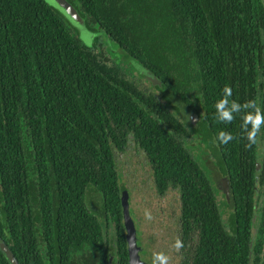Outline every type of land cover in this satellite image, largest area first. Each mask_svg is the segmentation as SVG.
<instances>
[{"label": "trees", "instance_id": "1", "mask_svg": "<svg viewBox=\"0 0 264 264\" xmlns=\"http://www.w3.org/2000/svg\"><path fill=\"white\" fill-rule=\"evenodd\" d=\"M66 1L120 62L82 47L42 0H0V238L14 257L0 249V264H129L113 157L129 137L156 193L177 191L179 228L202 222L190 264H264L259 236L249 248L244 214L258 180L264 200V128L251 143L244 112L222 123L215 109L227 85L230 100L264 112L260 0ZM132 61L156 78L158 95L128 79L123 64L146 78ZM186 109L199 116L196 127ZM220 131L234 139L221 143ZM198 135L230 185L234 251H219V210L190 144ZM182 251L178 264H187Z\"/></svg>", "mask_w": 264, "mask_h": 264}, {"label": "rangeland", "instance_id": "2", "mask_svg": "<svg viewBox=\"0 0 264 264\" xmlns=\"http://www.w3.org/2000/svg\"><path fill=\"white\" fill-rule=\"evenodd\" d=\"M42 1L54 11L82 47H96L94 52L103 56L108 65L120 62V59L112 52L111 46L102 38V31L94 24L87 22L85 16L81 17L72 4L66 0ZM114 48L117 49L116 45ZM120 56H122V60H127V57L121 54ZM123 65L128 79L139 85L141 90L147 91V93L155 92L156 95L159 94V91L154 87L155 85L145 77L143 78L128 64ZM192 92L194 93L195 90L193 89ZM183 113V116L186 113L184 120L187 124L196 127L197 117L195 114L189 109H186ZM190 144L194 147L193 156L198 161V151L195 149L197 142L192 141ZM113 157L119 177V185L127 193L128 214L136 229L137 244L141 247L140 258L147 264H152L153 253L164 252L169 256V264H178L177 252L172 247L179 231L177 191L167 189L162 196L156 193L147 161L132 137H129L122 144L121 149L113 148ZM211 159L214 160L212 157ZM215 169L216 167H214ZM209 176L211 181L213 176ZM93 200L96 199L93 198ZM146 209L151 212L152 220L145 218L144 212ZM111 234L112 228L108 227V235Z\"/></svg>", "mask_w": 264, "mask_h": 264}, {"label": "flooded vegetation", "instance_id": "3", "mask_svg": "<svg viewBox=\"0 0 264 264\" xmlns=\"http://www.w3.org/2000/svg\"><path fill=\"white\" fill-rule=\"evenodd\" d=\"M199 119V116H197V120ZM196 120V122H197ZM264 128V126H262ZM264 140L262 139L261 143L257 144V147L259 149V156L263 157L264 153ZM197 147V148H196ZM205 143L202 140V136L198 135V141L197 146H195V149L198 151V163L200 168L204 171V175L208 178L210 181V176L212 177V183L210 181V188L212 196L217 203V208L219 210V218L221 228L223 230V236L224 239H219V244L221 245V249L219 251H225V245L227 244V251H234V244L237 238V231L239 229V223H237V220L234 219V204L232 202V195L230 191V185L228 182V179L221 175L220 170L216 166V160L214 156L208 152L207 148H205ZM263 147V148H262ZM214 158V160L211 159ZM260 158V159H261ZM211 159V160H210ZM214 161V162H213ZM214 167L216 169L214 170ZM255 171L258 173L260 171V166L255 163ZM255 194H254V200L252 203V206L250 210L248 208H244V214L247 217V213L249 211L250 217H249V229L251 233V240L250 244L255 241L256 237L259 236L262 240L260 252H264V200H263V194L261 192L262 184L258 180L255 182ZM258 187V190H257ZM220 195V197H218ZM179 201V200H178ZM251 211V212H250ZM179 217V215H178ZM177 217V223L179 226V220ZM200 225H202V222H195L189 225L188 222H186L184 225H181L182 227L179 228V231L177 233V237H179L183 243V258L187 262V264H190L192 262V259L199 251L200 247V236L202 235V230L200 228ZM184 226V227H183ZM180 227V226H179ZM254 230V236H252V231ZM218 240V241H219ZM223 240V241H222ZM251 245V246H252ZM140 253V252H139ZM111 261V258L109 262Z\"/></svg>", "mask_w": 264, "mask_h": 264}, {"label": "clouds", "instance_id": "4", "mask_svg": "<svg viewBox=\"0 0 264 264\" xmlns=\"http://www.w3.org/2000/svg\"><path fill=\"white\" fill-rule=\"evenodd\" d=\"M222 91V98L215 103L218 120L222 123H231L235 118L234 114L244 112L245 114L241 117L243 121L242 130L246 133V138L251 143H255L257 134L261 127L264 126V112L256 106L254 101H247L241 105L234 100H230L232 89L229 86L225 85ZM249 109L253 111H248ZM249 125L251 126L250 129ZM217 138L223 144H227L234 139L231 133L225 131H220ZM144 216L147 220L153 219L151 212L147 209L144 212ZM183 246L179 237L176 238L172 245L176 252H179ZM152 264H169V256L164 252H154Z\"/></svg>", "mask_w": 264, "mask_h": 264}, {"label": "water", "instance_id": "5", "mask_svg": "<svg viewBox=\"0 0 264 264\" xmlns=\"http://www.w3.org/2000/svg\"><path fill=\"white\" fill-rule=\"evenodd\" d=\"M261 5L264 9V0H260ZM134 68L146 75V79L153 85L159 84L155 77H152L146 70L139 65L137 62L132 61ZM175 105H178L179 108H182V103L175 101ZM120 207H121V216H122V225L125 228V239L127 243V253H128V263L129 264H147L140 258L141 247L137 244L136 229L133 226V222L128 214V202H127V193L125 189H122L120 194ZM252 236H254V230L252 231ZM252 242L250 244V249ZM0 249L5 252L6 256L10 261L14 262V257L10 252L9 248L6 246L4 241L0 238ZM250 256V254H249Z\"/></svg>", "mask_w": 264, "mask_h": 264}]
</instances>
